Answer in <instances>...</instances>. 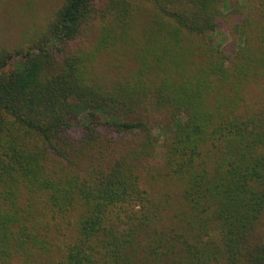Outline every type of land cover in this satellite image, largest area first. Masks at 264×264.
<instances>
[{
    "label": "trees",
    "instance_id": "trees-1",
    "mask_svg": "<svg viewBox=\"0 0 264 264\" xmlns=\"http://www.w3.org/2000/svg\"><path fill=\"white\" fill-rule=\"evenodd\" d=\"M145 1L62 0L0 50V264H264V51L208 44L228 0ZM161 136L174 197L141 178Z\"/></svg>",
    "mask_w": 264,
    "mask_h": 264
},
{
    "label": "rangeland",
    "instance_id": "rangeland-1",
    "mask_svg": "<svg viewBox=\"0 0 264 264\" xmlns=\"http://www.w3.org/2000/svg\"><path fill=\"white\" fill-rule=\"evenodd\" d=\"M61 3L62 0H0V50L10 51L26 46L24 41L26 37L30 34L36 35L51 19ZM137 7L142 9L140 17L145 19L150 12V4L145 0H137ZM222 11L230 19L219 21L217 30L208 44L227 54L228 61H236L238 51L246 45L250 47L253 59L262 56L259 51H264V0H228ZM135 28L134 33L140 40L141 35L146 31L143 26L136 25ZM197 39L199 48L202 40L199 37ZM199 50L201 51V48ZM99 57L100 64L103 66L101 74L108 81L124 75L126 69L132 67L131 60L126 55L116 53V61L108 54ZM203 59H206L204 55L200 58L198 53H195L189 61L196 63ZM193 63L190 62V65ZM244 91L248 104L252 103L255 107L264 106V69L257 74L249 72ZM157 131L155 129L154 133ZM165 143L166 140L161 136L156 157L149 160L141 170L143 185L151 197L159 196L161 193L174 195L173 182L168 181L160 170L155 169L161 165Z\"/></svg>",
    "mask_w": 264,
    "mask_h": 264
}]
</instances>
